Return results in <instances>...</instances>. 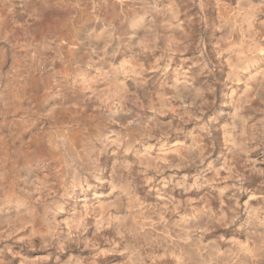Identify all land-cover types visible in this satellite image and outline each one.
I'll use <instances>...</instances> for the list:
<instances>
[{
    "label": "rangeland",
    "instance_id": "rangeland-1",
    "mask_svg": "<svg viewBox=\"0 0 264 264\" xmlns=\"http://www.w3.org/2000/svg\"><path fill=\"white\" fill-rule=\"evenodd\" d=\"M239 9L0 0V264H264V84L235 123L221 61Z\"/></svg>",
    "mask_w": 264,
    "mask_h": 264
},
{
    "label": "bare ground",
    "instance_id": "bare-ground-1",
    "mask_svg": "<svg viewBox=\"0 0 264 264\" xmlns=\"http://www.w3.org/2000/svg\"><path fill=\"white\" fill-rule=\"evenodd\" d=\"M125 1V0H124ZM254 0H238V3L240 5V9L237 12L227 13L226 17H223L226 19V22L229 24V26L233 27L231 31L232 38L229 42L226 41V43H223V50L225 59L223 57L221 58L222 63L226 66L228 69V78L231 79L233 82L231 88L228 91V94L230 96V111L232 112L233 116H231L234 119V122L238 124V116L240 114V109L245 105L247 102H252V98L256 93L260 90L261 86L264 84V41L262 37L264 36V20H262L259 16V13H257L256 5L253 3ZM180 2V1H179ZM234 2V1H233ZM148 3V2H146ZM224 4V3H223ZM147 7L140 8L139 12L135 15V13L132 15V17L127 22L128 25L134 24H144L147 25L149 22H147V19L143 16L150 11V9L154 12L155 16V24L149 25L150 29L147 30V32L150 34L152 33V30L156 31L157 28L160 26V23L162 21V14L161 11L157 9V7H149L148 4H146ZM222 5V4H221ZM129 6V5H128ZM139 6V5H138ZM155 6V5H154ZM187 6V5H186ZM217 6V5H216ZM132 8V7H129ZM192 8V7H191ZM223 8V7H222ZM221 8V9H222ZM225 8V7H224ZM127 10V9H126ZM125 10V11H126ZM234 10V9H233ZM122 11V10H121ZM30 12V11H29ZM229 12V10L227 11ZM122 13V12H121ZM166 13V12H164ZM216 13V12H215ZM220 13V12H219ZM125 15V14H124ZM129 16V15H128ZM122 17V16H121ZM125 17V16H124ZM147 17V16H146ZM212 18V17H210ZM124 19V18H123ZM126 19V18H125ZM168 19V18H166ZM194 19V18H193ZM202 20V19H201ZM146 22V23H145ZM197 22V21H196ZM236 22L241 23V26L235 25ZM119 23V22H118ZM124 23V22H123ZM221 24V23H220ZM127 25V26H128ZM228 28V27H227ZM146 29V28H145ZM79 30V29H78ZM212 31V30H211ZM80 32V31H79ZM151 32V33H150ZM225 33V31H223ZM228 32V31H227ZM83 33V32H82ZM223 33V34H224ZM81 34V33H80ZM96 35V33H94ZM222 34V35H223ZM81 36V35H80ZM93 37V36H92ZM97 38V37H96ZM218 40V39H217ZM102 41V40H101ZM221 41V40H220ZM80 43V42H79ZM138 43V42H137ZM94 44V43H93ZM104 44V43H103ZM31 45V44H30ZM208 45V44H207ZM80 46V45H78ZM78 48V47H77ZM76 48V49H77ZM217 48V47H216ZM222 49V48H221ZM79 50V49H78ZM80 51V50H79ZM62 52V51H61ZM76 53V51H74ZM80 54V53H79ZM167 54V53H166ZM76 55V54H75ZM16 56V55H15ZM87 56V54H86ZM86 56H83L82 54L78 55V57L82 59H86ZM14 57V56H13ZM75 57V56H74ZM88 58V57H87ZM89 60V59H88ZM80 62V61H79ZM85 62V61H84ZM83 63V61H82ZM10 64V63H9ZM9 66V65H8ZM133 70V69H132ZM131 70V71H132ZM174 70V69H173ZM11 77V76H10ZM57 77V76H56ZM3 78V77H2ZM101 78V77H100ZM206 78V77H205ZM77 83V82H76ZM106 84V83H105ZM91 87V86H90ZM183 88V87H182ZM65 89V88H64ZM167 90V89H166ZM60 92V91H59ZM163 92V91H162ZM216 92V91H215ZM65 95V92H62ZM167 93V92H165ZM62 94V96H64ZM139 95V94H138ZM95 96V95H94ZM100 96V95H99ZM101 97V96H100ZM201 97V96H200ZM218 97V96H217ZM11 98V97H10ZM86 100V99H85ZM43 101V100H42ZM195 101V100H194ZM63 104V103H62ZM209 104V103H208ZM2 105V104H1ZM52 105V104H51ZM56 107V106H55ZM54 108L52 107L51 110ZM178 114V113H177ZM78 115V114H77ZM10 117V116H9ZM24 118V117H23ZM97 119V118H96ZM108 121V120H107ZM150 122V121H149ZM154 122V121H153ZM233 122V123H234ZM241 122V121H240ZM67 123V122H66ZM127 123V122H126ZM155 123V122H154ZM41 124V123H40ZM151 124V123H150ZM242 124V123H241ZM154 125V124H153ZM152 125V127H153ZM240 125V124H239ZM238 125V126H239ZM235 126V125H234ZM242 126V125H241ZM48 127V126H47ZM147 127V126H146ZM123 128V127H122ZM151 128V127H150ZM42 129V128H41ZM102 129V127H101ZM224 132V141L229 144H233L234 146H238L239 141L238 137L235 136V133L229 129V128H223ZM250 129V128H249ZM35 130V129H34ZM92 130V129H91ZM237 130V129H236ZM53 131V130H52ZM93 131V130H92ZM158 131V130H157ZM40 132V131H39ZM248 132V131H247ZM100 133V132H99ZM79 134V133H78ZM77 134V135H78ZM94 134V133H92ZM97 134V133H96ZM95 134V135H96ZM124 134V133H123ZM61 135V134H60ZM98 135V134H97ZM134 135V134H133ZM240 135V134H238ZM81 138H84V135L81 134ZM87 136V135H86ZM114 136V135H113ZM124 136V135H123ZM126 136V135H125ZM242 134L240 135V137ZM78 137V136H77ZM121 137V136H120ZM30 138V137H29ZM80 138V142L81 139ZM89 138V137H88ZM57 139V138H56ZM119 139V138H118ZM122 139V137H121ZM125 139V138H124ZM133 140L134 137L132 138ZM88 140V139H87ZM120 140V139H119ZM126 140V139H125ZM243 140V138H242ZM9 141V140H8ZM123 141V140H122ZM128 141V138H127ZM125 141V142H127ZM18 142V141H17ZM90 143V142H89ZM58 144V143H57ZM71 144V143H70ZM73 144H75L73 142ZM68 145V144H67ZM84 145V144H83ZM82 145V146H83ZM86 145V143H85ZM84 145V146H85ZM89 145V144H87ZM86 147V146H85ZM132 147V146H131ZM68 153L72 154L71 156H74L73 158H76L78 160H81V156L84 155V150H79L78 146H67ZM65 149V148H64ZM83 149V148H82ZM240 150V149H239ZM175 156L184 155L186 152H184L182 149H177ZM240 152V151H239ZM238 153V152H237ZM69 154V155H70ZM187 155V154H186ZM235 155V154H234ZM85 157V156H84ZM84 159V158H83ZM98 159V158H97ZM182 159V158H181ZM83 161V160H82ZM263 165V164H262ZM60 166V164H59ZM48 171V170H47ZM53 173V172H52ZM112 177V176H111ZM119 177V175H118ZM117 177V178H118ZM119 179V178H118ZM114 180V179H113ZM122 180V179H121ZM120 180V181H121ZM118 182V181H117ZM17 187V186H16ZM124 187V184H123ZM14 190V189H13ZM12 194L10 192H7L5 194V200L7 201L8 198H10L8 201L14 200L12 198ZM132 199V198H131ZM16 200V199H15ZM134 200V199H133ZM7 201V203H8ZM131 203V202H130ZM134 203V202H133ZM132 204V203H131ZM137 204V203H136ZM33 205V204H32ZM42 205V204H41ZM149 211V210H148ZM158 211V210H157ZM135 212V210H134ZM151 212V211H150ZM20 213V212H19ZM146 213V212H145ZM7 214V213H6ZM127 214V213H126ZM132 214V212L130 213ZM147 215V214H146ZM150 215V214H149ZM27 216V215H26ZM152 216V215H151ZM157 216V215H156ZM144 217V216H142ZM161 218V217H160ZM124 219V217H122ZM128 219V218H127ZM129 219H132L129 217ZM156 219V218H155ZM137 221V220H136ZM117 222V221H116ZM124 222V221H123ZM139 222V221H138ZM127 223V222H125ZM140 223V222H139ZM143 223V222H142ZM147 223V222H146ZM162 223V222H161ZM159 223V224H161ZM123 224V223H122ZM130 224V223H129ZM128 224V226H129ZM164 223L163 225H165ZM131 225V224H130ZM172 225V224H171ZM189 225V224H188ZM139 226V225H138ZM137 226V227H138ZM186 226V224H185ZM134 227V225H133ZM170 227V226H169ZM174 227V226H173ZM187 227V226H186ZM115 228V227H114ZM128 228V227H127ZM146 228V227H145ZM148 228V227H147ZM151 228V227H150ZM165 228V227H164ZM163 228V229H164ZM260 228V227H259ZM135 229V227H134ZM173 229V228H172ZM178 230V229H177ZM125 231V230H124ZM256 231V230H255ZM146 232V231H145ZM126 233V232H125ZM129 233V232H128ZM181 233V232H180ZM147 234V233H146ZM158 234V233H157ZM184 234V233H183ZM130 235V234H128ZM151 235V234H150ZM182 235V234H181ZM185 235V234H184ZM143 236V234H142ZM131 237V236H130ZM144 237V236H143ZM160 237V236H159ZM164 237V236H163ZM136 238V237H135ZM162 238V237H161ZM154 239V238H153ZM168 239V238H167ZM256 239V238H255ZM148 240V239H147ZM177 240V239H176ZM138 241V240H137ZM152 241V240H151ZM163 241V240H162ZM179 241V240H178ZM149 242V241H148ZM165 242V241H164ZM175 242V241H174ZM135 243V241H134ZM137 243V242H136ZM150 243V242H149ZM158 243V242H157ZM161 243V242H160ZM186 243V242H184ZM190 243V241H189ZM162 244V243H161ZM177 244V243H176ZM136 245V244H135ZM154 245V244H153ZM165 245V244H164ZM180 245V243H179ZM184 245V244H182ZM212 245V244H210ZM144 246V245H143ZM152 246V245H151ZM177 246V245H176ZM139 247V246H138ZM162 247V246H161ZM192 247V246H191ZM194 247V246H193ZM192 247V248H193ZM183 248V247H182ZM208 248H210L208 246ZM178 249V248H177ZM186 249V248H185ZM200 249V248H199ZM204 249V247H203ZM211 249V248H210ZM183 250V249H182ZM178 251V250H177ZM194 251V250H193ZM191 251V252H193ZM210 251V250H209ZM212 251V250H211ZM226 251V250H225ZM188 252V249H187ZM196 252V251H195ZM200 252V251H198ZM190 253V252H189ZM203 253V251H202ZM212 253V252H211ZM233 253V252H232ZM184 254V252H183ZM215 254V252L213 253ZM168 255V254H167ZM192 255V254H191ZM228 255V254H227ZM204 258H207L209 255H202ZM202 256H192L194 260L191 258L190 260L194 261V263L202 262L203 257ZM222 256V255H221ZM225 255H223L224 257ZM231 256V255H229ZM235 256V255H234ZM167 257V256H166ZM169 257V256H168ZM218 257V256H217ZM215 258V257H214ZM222 258V257H221ZM232 258V257H231ZM235 258V257H234ZM244 259V256H242ZM246 258V257H245ZM135 259V258H134ZM173 259V258H172ZM186 259V258H185ZM188 259V258H187ZM209 259V258H208ZM233 259V258H232ZM229 257V261L232 260ZM227 259H224V262ZM246 260V259H245ZM250 260V259H249ZM9 261V260H8ZM127 261V260H126ZM130 261V260H129ZM237 261V259H236ZM241 261V260H240ZM244 261V260H243ZM183 262V261H182ZM238 262V261H237ZM185 262L184 264H187ZM190 263V262H189ZM223 263V262H222ZM236 263V262H235ZM191 264V263H190ZM214 264V262H213ZM219 264V263H217Z\"/></svg>",
    "mask_w": 264,
    "mask_h": 264
}]
</instances>
